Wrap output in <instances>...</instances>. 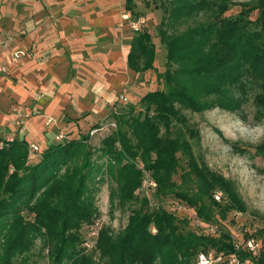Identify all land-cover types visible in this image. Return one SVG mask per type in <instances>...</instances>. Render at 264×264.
I'll return each mask as SVG.
<instances>
[{"label": "trees", "instance_id": "obj_1", "mask_svg": "<svg viewBox=\"0 0 264 264\" xmlns=\"http://www.w3.org/2000/svg\"><path fill=\"white\" fill-rule=\"evenodd\" d=\"M240 5L235 17H227L229 0L162 3L160 35L168 61L159 77L166 89L147 92L139 107L129 104L112 111L108 118L113 120L44 147L33 161L26 138L0 136V264L26 261L38 240L50 264H197L198 253L211 249L237 252L245 264H264V227L256 254L237 251L229 234L199 232L196 224L195 229H185L187 221L181 225L174 212L153 207L152 197L142 190L149 171L157 182V197L176 196L194 207L202 221L212 219L221 200L226 203L222 210H247L234 181L196 157L200 130L189 125L184 129L188 118L183 112L219 107L241 114L251 88L258 91L254 106L264 119V0ZM126 8L134 12V0H127ZM155 60L151 33L139 30L131 44L129 67L144 72L155 68ZM93 129L97 132L91 135ZM96 135L100 144L93 148ZM257 149L264 154V142ZM179 153L189 156L185 177H196L192 194L175 190ZM107 175L112 181L111 207L128 210V223L118 232L103 226L95 248L87 251L82 228L94 224L100 214L97 178L104 182ZM218 191H223L221 200L215 198Z\"/></svg>", "mask_w": 264, "mask_h": 264}, {"label": "crops", "instance_id": "obj_2", "mask_svg": "<svg viewBox=\"0 0 264 264\" xmlns=\"http://www.w3.org/2000/svg\"><path fill=\"white\" fill-rule=\"evenodd\" d=\"M117 3L0 0V66L8 68L0 72L1 137L46 147L59 133L79 136L114 110L135 72L128 64L133 37L105 39L120 29ZM18 50L27 55L15 64L11 55ZM17 106L28 115L25 131L17 126Z\"/></svg>", "mask_w": 264, "mask_h": 264}, {"label": "rangeland", "instance_id": "obj_3", "mask_svg": "<svg viewBox=\"0 0 264 264\" xmlns=\"http://www.w3.org/2000/svg\"><path fill=\"white\" fill-rule=\"evenodd\" d=\"M165 0H134V12H130L126 5L121 4L118 0L117 9L121 17L118 24L120 28L117 34H105V39H110L114 42L115 37H134L139 31L131 26V23L123 21V15L126 12L132 14L133 21H141L140 30H147L151 33L153 41L156 44V60L155 68L144 72H133V78L128 81V84L123 90V96L128 94L129 99L125 96L115 102L114 110H119L127 107L129 104H134L137 107L140 105L141 98L149 91L156 89H166L164 79H160L159 74L164 73L167 69L168 49L165 43L161 40L160 27L163 19V6ZM220 2L222 0H211ZM231 7L225 13L227 17H235L241 11V3L253 2L254 0H229ZM258 12L251 14L252 19H256ZM184 28V26H182ZM125 33H123V31ZM128 88V90H127ZM131 88V89H130ZM4 92V91H3ZM258 91L248 89L249 100L244 103L241 114L231 112L219 107L206 110L204 112H193L191 110H183L188 118V125L196 127L200 130L201 142L194 145V153L198 159H204L209 166L215 171L223 174L225 177L234 181L237 189L242 196L247 210L240 212L237 210L226 211L222 210L225 206V201L221 200V205H215L216 212L210 221L203 222L207 225L215 226V231H210L208 228H196V220L198 217L196 209L186 202L188 210L179 211L172 206L173 201H180L176 196L159 198L157 195L150 193L152 197L153 207L161 205L175 213L176 217L183 225L186 221L188 224L183 225L185 229H195L203 232L204 230L216 237L229 234L234 243H241L246 237L253 234L262 240L261 229L264 227V154H261L257 147L264 142V119L259 118L257 107L254 106V97ZM132 97V99H131ZM102 116L98 122L90 124L88 127L82 128L78 135L72 133L68 135L70 138H78L80 135L87 133L93 125L103 123L112 118ZM183 125H179L182 127ZM14 132V131H13ZM21 131H15L18 137ZM56 142H61L56 139ZM100 144L99 135L94 136L92 147L97 148ZM41 149L44 147L40 146ZM180 166L175 173L174 179L176 182L175 190L187 191L194 193L197 189L196 179L194 174L190 178L185 177V173L190 170L189 156L184 153H179ZM142 165V164H141ZM97 178V185L100 187L96 194V205L99 209V215L94 224L84 225L82 228L83 239L85 243L83 247L87 251H92L97 242L92 235L94 229H101L103 226H110L113 231L122 230L128 223L129 211L111 207L110 203V185L112 183L110 177L106 176L104 182H100ZM146 193V191H144ZM223 193V191H219ZM183 203V202H182ZM186 219V220H183ZM201 219V218H200ZM182 220L184 221L182 223ZM98 223V226H97ZM100 231V230H99ZM99 234V233H98ZM97 237V236H96ZM41 241L38 240L37 247L34 249V254L26 261L21 260L20 264H50V259L47 251L41 249ZM215 250V249H212Z\"/></svg>", "mask_w": 264, "mask_h": 264}, {"label": "built area", "instance_id": "obj_4", "mask_svg": "<svg viewBox=\"0 0 264 264\" xmlns=\"http://www.w3.org/2000/svg\"><path fill=\"white\" fill-rule=\"evenodd\" d=\"M123 21L131 23V26L137 30L141 29L140 23L141 21H133L132 20V14L130 12H126L123 15ZM7 43H5L6 45ZM27 55L26 50H18L13 52L11 55V61L15 64H18L21 62V60ZM8 70L7 66H0V72H6ZM3 87L0 86V92H3ZM36 96L38 98H41L43 95L41 93H36ZM14 113L17 118V126L20 130L25 131L27 128V122H28V115L23 110L22 107L17 106L14 109ZM109 125L115 126V123H110ZM97 132V129H93L91 131V135H94ZM56 139L59 141H64L66 139H69L65 133H59L56 136ZM3 145V142H0V146ZM41 152V147L38 144L32 143L29 148V159L35 160L38 155ZM157 189V182L153 178L152 174L149 171H145V177L143 181L142 190L146 191L147 195H150V193L155 192ZM223 196V193L217 192L215 194V198L217 200H221ZM172 206L174 209H177L179 211H185L188 210L187 206L179 201H173ZM196 225L208 228L210 231H215V226L213 225H207L205 224L201 219L197 218ZM98 226V223H97ZM99 229H94L92 231V235L94 237L98 236ZM262 247V240L251 234L248 237H246L241 243H236V249L237 251H240L242 249L247 250L251 253L256 254L259 249ZM197 264H245V262L242 261L240 258V255L237 252L233 253H227L225 251L217 252L215 250H207V251H200L197 255Z\"/></svg>", "mask_w": 264, "mask_h": 264}]
</instances>
